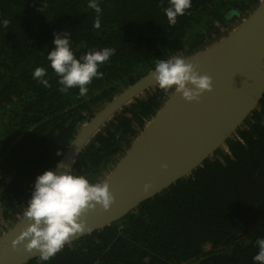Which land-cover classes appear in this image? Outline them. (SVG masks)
Masks as SVG:
<instances>
[{
  "label": "trees",
  "instance_id": "obj_1",
  "mask_svg": "<svg viewBox=\"0 0 264 264\" xmlns=\"http://www.w3.org/2000/svg\"><path fill=\"white\" fill-rule=\"evenodd\" d=\"M261 0H192L169 25L167 0H0V235L27 206L38 175L51 170L84 126L159 60L217 43ZM70 33L77 58L114 49L86 96L61 92L47 53L54 33ZM46 69L49 86L32 73ZM174 92L151 87L117 113L72 166L102 182ZM60 153V155H57ZM1 226V224H0ZM264 237V97L236 133L189 176L133 212L63 247L47 264H254ZM27 264H44L39 257Z\"/></svg>",
  "mask_w": 264,
  "mask_h": 264
},
{
  "label": "water",
  "instance_id": "obj_2",
  "mask_svg": "<svg viewBox=\"0 0 264 264\" xmlns=\"http://www.w3.org/2000/svg\"><path fill=\"white\" fill-rule=\"evenodd\" d=\"M201 75L211 77L213 90L199 102L173 93L101 183L109 186L114 203L98 207L83 220L88 231L69 245L133 212L142 203L189 176L225 145L264 97V0L226 37L184 57ZM152 71L123 90L78 132L59 162L72 166L91 139L124 107L154 87ZM58 171H65L64 167ZM145 185H150L145 191ZM20 212L13 227L0 235V264H27L39 257L21 241L29 221ZM21 241V242H20Z\"/></svg>",
  "mask_w": 264,
  "mask_h": 264
},
{
  "label": "clouds",
  "instance_id": "obj_3",
  "mask_svg": "<svg viewBox=\"0 0 264 264\" xmlns=\"http://www.w3.org/2000/svg\"><path fill=\"white\" fill-rule=\"evenodd\" d=\"M162 11L169 25H175L177 18L185 15L192 6V0H167ZM88 8L96 13L93 27L101 28L102 9L99 0H88ZM9 21L0 19V27H7ZM70 33H54V49L47 53L50 68L58 77L61 92L78 88L79 96H86L88 85L94 78H103L98 71L100 65L109 60L114 49L90 50L77 58L72 50ZM154 81L161 90L180 94L187 102H199L205 92L213 90V81L201 75L196 67L183 56L174 55L156 62L152 70ZM44 87L49 86L46 69L36 67L32 73ZM60 155V153H57ZM65 168L60 172L58 169ZM150 185H145V191ZM114 203V196L106 183L91 182L85 175L75 174L70 166L58 162L51 170L38 175L32 186L30 199L24 211L29 221L21 241L28 239V252H39L40 261L47 262L60 252L65 244L77 234L89 229L83 220L87 212L97 207L107 211ZM20 241V242H21ZM257 253L252 257L254 264H264V237L255 241Z\"/></svg>",
  "mask_w": 264,
  "mask_h": 264
},
{
  "label": "flooded vegetation",
  "instance_id": "obj_4",
  "mask_svg": "<svg viewBox=\"0 0 264 264\" xmlns=\"http://www.w3.org/2000/svg\"><path fill=\"white\" fill-rule=\"evenodd\" d=\"M0 211H1V210H0ZM0 214H1V212H0ZM0 224H1L0 227H2V229H3V228H7V226H8L7 224L3 223L2 220H0Z\"/></svg>",
  "mask_w": 264,
  "mask_h": 264
}]
</instances>
